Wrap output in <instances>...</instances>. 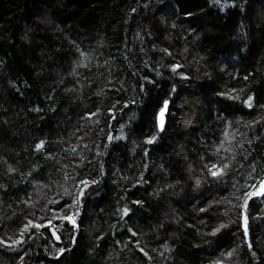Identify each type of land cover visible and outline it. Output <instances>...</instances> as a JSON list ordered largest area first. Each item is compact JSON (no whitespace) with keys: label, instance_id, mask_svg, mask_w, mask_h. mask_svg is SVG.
Returning <instances> with one entry per match:
<instances>
[{"label":"trees","instance_id":"1","mask_svg":"<svg viewBox=\"0 0 264 264\" xmlns=\"http://www.w3.org/2000/svg\"><path fill=\"white\" fill-rule=\"evenodd\" d=\"M263 179L264 0H0V264H264Z\"/></svg>","mask_w":264,"mask_h":264},{"label":"snow or ice","instance_id":"2","mask_svg":"<svg viewBox=\"0 0 264 264\" xmlns=\"http://www.w3.org/2000/svg\"><path fill=\"white\" fill-rule=\"evenodd\" d=\"M216 2H218V0H216ZM82 55H83V53H82ZM173 70L175 71V68ZM251 100H252V97H249L248 98V101H246V103L248 104L249 107H251ZM167 103L168 102L165 101V106H164V108L161 109V112H160V118H161L160 119V127H161V129L163 128V115H164L165 109L167 108ZM152 142H153L152 140H149L148 141V143H152ZM42 146H43V142L40 145H37V148L39 149ZM220 147L221 148L223 147V143H221ZM225 150L226 151H231V149H225ZM217 151H219V148L217 149ZM206 167H208V170H209L210 174L213 177H217V176H221V175L224 174L225 170L229 167V164L228 163H224L222 165H219V164L213 163L210 166L209 165H206ZM81 183H83L85 185V187L87 186V182L86 181H81ZM253 187H255V186H253ZM254 195H264V180H262L260 182V190L259 191H254V192L248 193L247 194V197L250 199ZM246 205H247V199L245 200V206ZM127 212H128V210L125 209L124 210V214L127 215ZM66 219L71 220V217H66ZM49 224H51V221H49ZM28 226L35 227V228L45 227V225L33 224L32 221H29L28 222ZM28 226L25 227L24 231H27V227ZM221 227H223V225ZM218 230L219 229H217V231ZM245 233H247L246 226H245ZM53 235H55V232H53ZM57 239H59V237H57ZM0 243H3V241H0ZM14 243H19V241H14ZM229 255H231V253H229Z\"/></svg>","mask_w":264,"mask_h":264},{"label":"water","instance_id":"3","mask_svg":"<svg viewBox=\"0 0 264 264\" xmlns=\"http://www.w3.org/2000/svg\"><path fill=\"white\" fill-rule=\"evenodd\" d=\"M264 180V179H263ZM53 232H55L53 229H51V233H52V236H53V238L55 239V240H57V234H56V232H55V235H53Z\"/></svg>","mask_w":264,"mask_h":264},{"label":"rangeland","instance_id":"4","mask_svg":"<svg viewBox=\"0 0 264 264\" xmlns=\"http://www.w3.org/2000/svg\"><path fill=\"white\" fill-rule=\"evenodd\" d=\"M214 264H219V263H214Z\"/></svg>","mask_w":264,"mask_h":264},{"label":"bare ground","instance_id":"5","mask_svg":"<svg viewBox=\"0 0 264 264\" xmlns=\"http://www.w3.org/2000/svg\"><path fill=\"white\" fill-rule=\"evenodd\" d=\"M259 188H260V184H259Z\"/></svg>","mask_w":264,"mask_h":264}]
</instances>
